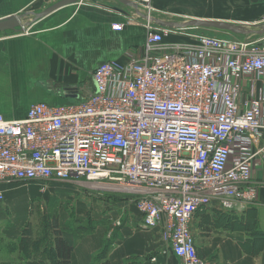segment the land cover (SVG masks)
I'll return each instance as SVG.
<instances>
[{
  "label": "built area",
  "instance_id": "2783aa9c",
  "mask_svg": "<svg viewBox=\"0 0 264 264\" xmlns=\"http://www.w3.org/2000/svg\"><path fill=\"white\" fill-rule=\"evenodd\" d=\"M138 4L154 11L152 0ZM146 26L142 55L99 64L78 102H36L16 119L0 113V185L45 192L72 182L121 196L144 228L162 227L180 264H206L196 215L211 207L241 212L258 199L252 177L264 166V35ZM172 30L192 41L165 43ZM6 201L0 187V209Z\"/></svg>",
  "mask_w": 264,
  "mask_h": 264
},
{
  "label": "crops",
  "instance_id": "0c3cea01",
  "mask_svg": "<svg viewBox=\"0 0 264 264\" xmlns=\"http://www.w3.org/2000/svg\"><path fill=\"white\" fill-rule=\"evenodd\" d=\"M60 1L0 0V18L25 14V20L32 22L34 13ZM152 6L150 15L140 6L144 17L117 0L77 1L33 21L27 26L29 35L0 32V113L16 119L24 117L36 102H78L92 88V72L99 64L109 60L125 63L142 55L148 21L159 30L165 28L152 17L175 22L202 19L264 23V0H152ZM118 23L123 24L121 30L113 28ZM189 30L237 35L208 28ZM179 41L192 39L174 30L165 35L167 44ZM258 87L259 83L257 93ZM252 178L258 186L256 203L241 212L227 211L223 215L211 207L194 218L195 242L206 264H264V166L255 168ZM19 186L24 185H0L11 200L23 191L8 188ZM86 199L89 208L79 206L72 216L64 211L58 218L62 237L72 247L70 264L181 263L164 240L162 227L144 228L135 206L121 196L94 202ZM6 219L0 211V226L5 227ZM72 219L92 220L96 225L91 229L80 225L74 235L67 231ZM23 236V231L0 227V264H34L31 250L24 253L18 247Z\"/></svg>",
  "mask_w": 264,
  "mask_h": 264
},
{
  "label": "rangeland",
  "instance_id": "374dc122",
  "mask_svg": "<svg viewBox=\"0 0 264 264\" xmlns=\"http://www.w3.org/2000/svg\"><path fill=\"white\" fill-rule=\"evenodd\" d=\"M213 33L214 36L221 38L241 37L214 31ZM17 184L24 186H19L15 189L9 187L8 189L23 191L19 193V195H22L12 200L7 197L5 207L0 209L1 212L5 213L7 221H4L5 227L2 225L0 227L2 229H7L8 227L10 231L14 229L23 231L25 236L21 237L18 247L24 253H29L28 251L31 250V258L34 264H53V258L50 254L46 255L44 253L48 250L54 251L51 247L56 241L53 235L56 227L55 222L58 221V218L64 211L72 216L75 209L79 206L89 208V202L86 198L92 200V202L96 201L95 199L110 198L106 191L88 190L84 186L72 182L52 183L45 192L39 191L40 185L30 184L26 186L24 183ZM23 196L25 198H22ZM80 225L90 227L91 229L96 225V222L92 220L72 219L68 224L67 231L76 235L74 230H78V226ZM56 228L62 230L59 225ZM1 243L0 239V245ZM44 249L46 250L45 252L43 251Z\"/></svg>",
  "mask_w": 264,
  "mask_h": 264
},
{
  "label": "water",
  "instance_id": "95a60500",
  "mask_svg": "<svg viewBox=\"0 0 264 264\" xmlns=\"http://www.w3.org/2000/svg\"><path fill=\"white\" fill-rule=\"evenodd\" d=\"M79 0H61L60 2L50 6L46 10L40 13H34L35 16L33 21L43 18L50 13L60 9L63 6L76 3ZM124 6L130 7L135 10L139 15L146 16L140 10V6L137 2L132 0H117ZM25 14H14L4 18H0V32H19L23 31L27 26L31 25L32 22L25 20ZM154 22L160 24L161 26L169 29H185V28H208L216 29L228 33H233L241 36H263L264 35V23L262 24H235L230 22H225L221 20H202V19H192L183 22H175L160 18L152 17Z\"/></svg>",
  "mask_w": 264,
  "mask_h": 264
},
{
  "label": "trees",
  "instance_id": "16d2710c",
  "mask_svg": "<svg viewBox=\"0 0 264 264\" xmlns=\"http://www.w3.org/2000/svg\"><path fill=\"white\" fill-rule=\"evenodd\" d=\"M218 213L222 214L221 211ZM225 218H227L228 220L231 219V217L228 216L227 214H225ZM55 224H56V227H58L59 225L58 221H56ZM56 227L53 232V235L56 241L51 247L52 249H54V251L51 249L52 251L48 250L45 254L46 255L50 254V256L53 258V264H70V255L72 252V247L68 245L66 241L63 239L62 237L63 229L61 228L62 230H60L59 228H56Z\"/></svg>",
  "mask_w": 264,
  "mask_h": 264
},
{
  "label": "bare ground",
  "instance_id": "6f19581e",
  "mask_svg": "<svg viewBox=\"0 0 264 264\" xmlns=\"http://www.w3.org/2000/svg\"><path fill=\"white\" fill-rule=\"evenodd\" d=\"M174 33V32H173Z\"/></svg>",
  "mask_w": 264,
  "mask_h": 264
}]
</instances>
